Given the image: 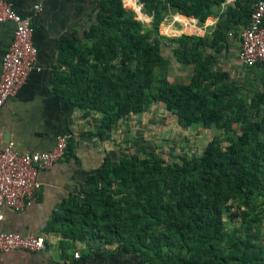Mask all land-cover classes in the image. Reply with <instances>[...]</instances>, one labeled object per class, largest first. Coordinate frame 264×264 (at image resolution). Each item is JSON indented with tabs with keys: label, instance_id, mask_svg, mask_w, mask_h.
<instances>
[{
	"label": "trees",
	"instance_id": "1",
	"mask_svg": "<svg viewBox=\"0 0 264 264\" xmlns=\"http://www.w3.org/2000/svg\"><path fill=\"white\" fill-rule=\"evenodd\" d=\"M223 1L138 0L152 16L153 27L135 21L122 0L94 2L83 40L63 43L58 64L65 70H55V92L75 109L100 114V139L115 121L159 102L181 127L208 128L224 113L225 144L212 138L201 154L178 156L177 161L155 151L143 156L105 153L76 191L57 205L45 231L114 243L133 252L139 264H238L251 248L231 239L237 251L221 252L222 212L228 201L248 206L253 197L264 195V142L255 138L264 130V117L258 116L264 90H252L248 97L226 70L212 64L228 33L246 23L255 0H233L209 32L174 39L175 60L192 65L187 82L171 83L161 70L167 63L157 33L161 13L173 9L200 20ZM254 66L260 67L264 84V62ZM251 108L254 119L247 114ZM66 152L75 158L69 138ZM246 264H264V259L254 257Z\"/></svg>",
	"mask_w": 264,
	"mask_h": 264
},
{
	"label": "crops",
	"instance_id": "2",
	"mask_svg": "<svg viewBox=\"0 0 264 264\" xmlns=\"http://www.w3.org/2000/svg\"><path fill=\"white\" fill-rule=\"evenodd\" d=\"M5 1L11 3L18 15L30 17L35 28L33 42L37 53L26 79L0 105V149L5 141L11 140L18 152L46 151L54 145L57 134H64L71 140L75 158L65 151L59 161L39 171V187L22 211L2 208L0 230L20 235L41 234L45 237V248L39 252H0V264H139L133 252H125L114 243L104 244L86 238L73 240L65 238L60 230L45 231L57 205L76 191L84 177L98 166L103 155L116 154L108 140L111 134L104 130L103 139L97 136L100 114L75 109L71 102L55 92L53 84L55 70H65L58 64L63 43L72 38L83 40V32L90 24V9L96 0ZM232 1L224 0L219 9L207 10L200 20L183 14L177 17L183 27L185 21L192 26L199 24L205 33V29L209 31L222 15L226 4ZM128 2L135 14L143 15L146 20L144 5L141 3V8L137 0H122L125 8L130 6ZM35 3L39 4L38 9L34 8ZM12 33L11 22H0V73L1 59L11 42ZM235 46L237 50L238 41ZM116 124L117 121L113 125Z\"/></svg>",
	"mask_w": 264,
	"mask_h": 264
},
{
	"label": "rangeland",
	"instance_id": "3",
	"mask_svg": "<svg viewBox=\"0 0 264 264\" xmlns=\"http://www.w3.org/2000/svg\"><path fill=\"white\" fill-rule=\"evenodd\" d=\"M127 9L133 12L135 21L141 22L145 19L143 15L135 14L131 8L127 7ZM145 12L143 8L144 15ZM146 14V19L152 23V16L147 12ZM161 14L157 33L160 39V52L167 61L161 70L171 83L187 82L192 65L179 63L175 60L172 50L176 44L173 37H178L177 35L180 33L202 35L204 29L199 24L192 26L188 24V21H185L186 26L183 27L177 17L181 14L175 10H168ZM205 31L209 32L210 30L205 29ZM238 34L239 31L236 29L235 32L227 36V44L220 53L216 54L212 66L226 70L229 77L243 89L241 93L249 97L252 90L263 91L264 84L259 78L262 76L259 73L260 67H245L238 61L235 48ZM158 71L159 69H156V72ZM247 114L251 119H254L253 108L249 109ZM258 116L264 117V108L259 110ZM223 118L224 113L220 112L217 124L208 128L197 124L181 127L177 125L175 117L167 112L161 103L153 102L143 112L128 114L117 120L116 126L112 125L111 129L107 130L111 134L108 140L112 142L111 145L117 155L135 153L143 156L149 151H155L167 161H177L178 156L191 157L201 154L207 141L212 138H215L220 146H223L225 144L221 128ZM233 132L237 133L234 127ZM255 138L264 142V130L256 133ZM222 225L221 252L235 253L238 245L233 246L231 239H241L246 241L251 248L247 249L248 251L242 259L240 256L241 260L238 264H246L247 260L254 257L264 259V195L258 194L253 197L248 206L242 205L236 200L228 201L222 212ZM241 250L244 249L241 247L239 251Z\"/></svg>",
	"mask_w": 264,
	"mask_h": 264
},
{
	"label": "built area",
	"instance_id": "4",
	"mask_svg": "<svg viewBox=\"0 0 264 264\" xmlns=\"http://www.w3.org/2000/svg\"><path fill=\"white\" fill-rule=\"evenodd\" d=\"M34 8L38 9L39 4L35 3ZM5 21L13 24V33L1 59L0 105L26 79L37 53L33 42L35 28L30 17L18 15L10 2L0 0V22ZM236 56L245 67L264 62V0L253 2L246 23L240 27ZM66 141V135L57 134L52 148L41 152H18L11 140L5 141L0 149V220L3 207L19 212L29 204L39 187L38 172L64 156ZM44 248L45 237L41 234L20 235L0 230V252H39Z\"/></svg>",
	"mask_w": 264,
	"mask_h": 264
},
{
	"label": "water",
	"instance_id": "5",
	"mask_svg": "<svg viewBox=\"0 0 264 264\" xmlns=\"http://www.w3.org/2000/svg\"><path fill=\"white\" fill-rule=\"evenodd\" d=\"M141 23L143 26L145 27H153L152 23L150 22V20H141Z\"/></svg>",
	"mask_w": 264,
	"mask_h": 264
},
{
	"label": "bare ground",
	"instance_id": "6",
	"mask_svg": "<svg viewBox=\"0 0 264 264\" xmlns=\"http://www.w3.org/2000/svg\"><path fill=\"white\" fill-rule=\"evenodd\" d=\"M143 5V4H142ZM147 20V19H146Z\"/></svg>",
	"mask_w": 264,
	"mask_h": 264
}]
</instances>
